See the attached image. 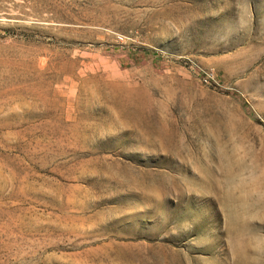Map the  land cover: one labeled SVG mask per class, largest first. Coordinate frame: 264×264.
Returning <instances> with one entry per match:
<instances>
[{
	"label": "rangeland",
	"instance_id": "374dc122",
	"mask_svg": "<svg viewBox=\"0 0 264 264\" xmlns=\"http://www.w3.org/2000/svg\"><path fill=\"white\" fill-rule=\"evenodd\" d=\"M0 264H264V0H0Z\"/></svg>",
	"mask_w": 264,
	"mask_h": 264
}]
</instances>
